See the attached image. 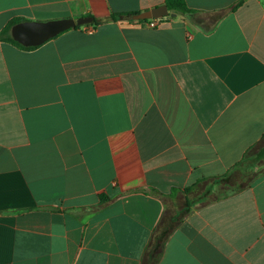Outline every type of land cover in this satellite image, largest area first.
Masks as SVG:
<instances>
[{
    "label": "crops",
    "instance_id": "1",
    "mask_svg": "<svg viewBox=\"0 0 264 264\" xmlns=\"http://www.w3.org/2000/svg\"><path fill=\"white\" fill-rule=\"evenodd\" d=\"M89 22L30 50L0 41V264H141L169 193L226 172L264 134V0ZM164 0H0L12 18L137 14ZM129 193L120 195L122 192ZM116 197L83 212L100 194ZM156 264H264V176L207 203Z\"/></svg>",
    "mask_w": 264,
    "mask_h": 264
},
{
    "label": "trees",
    "instance_id": "2",
    "mask_svg": "<svg viewBox=\"0 0 264 264\" xmlns=\"http://www.w3.org/2000/svg\"><path fill=\"white\" fill-rule=\"evenodd\" d=\"M242 0L237 1L232 7L240 5ZM169 13H175L185 16H193L198 10L189 7L185 0H164ZM132 13H116L104 19L93 18L92 22L98 23L105 20L115 19H132ZM165 17V16H164ZM162 18V17H161ZM26 20L24 18L15 17L9 20L6 25L0 30V41L7 42L19 49L30 50L37 46L27 47L15 41L10 35L12 25L17 22ZM148 19H140L139 21H147ZM264 166V134L251 146H249L241 159L231 168L221 175L214 176L205 180L207 186L197 193L194 197H189L188 194L194 185L201 183L204 180L192 184L182 190L183 196L179 195V190L171 188L170 192L165 194L156 189L148 188L143 190V193L152 194L158 197L164 205L163 212L153 228L148 242L145 246L141 264H156L162 255L165 242L169 235L174 231L180 222L183 221L191 212L195 203H207L213 200L224 198L230 194L239 192L249 187L256 179L264 176V169L256 171L258 167ZM129 193L122 192L120 195ZM116 197H111L105 193L100 194L99 200L94 205L80 207L83 212L97 211L110 203Z\"/></svg>",
    "mask_w": 264,
    "mask_h": 264
},
{
    "label": "water",
    "instance_id": "3",
    "mask_svg": "<svg viewBox=\"0 0 264 264\" xmlns=\"http://www.w3.org/2000/svg\"><path fill=\"white\" fill-rule=\"evenodd\" d=\"M174 16L175 13H169L166 4H161L154 8L144 10L133 15V19H154L167 15ZM92 21L91 16H80L73 18H56L49 20H23L12 25L10 29L11 37L23 46H38L50 38L58 35L64 30L74 28Z\"/></svg>",
    "mask_w": 264,
    "mask_h": 264
},
{
    "label": "built area",
    "instance_id": "4",
    "mask_svg": "<svg viewBox=\"0 0 264 264\" xmlns=\"http://www.w3.org/2000/svg\"><path fill=\"white\" fill-rule=\"evenodd\" d=\"M144 22L150 27H155L160 24V18L148 19Z\"/></svg>",
    "mask_w": 264,
    "mask_h": 264
},
{
    "label": "rangeland",
    "instance_id": "5",
    "mask_svg": "<svg viewBox=\"0 0 264 264\" xmlns=\"http://www.w3.org/2000/svg\"><path fill=\"white\" fill-rule=\"evenodd\" d=\"M262 169H264V166L262 167V165H261L260 167H258V168L256 169V171H260V170H262Z\"/></svg>",
    "mask_w": 264,
    "mask_h": 264
}]
</instances>
